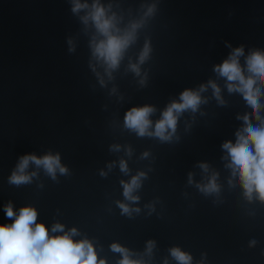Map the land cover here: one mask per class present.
I'll use <instances>...</instances> for the list:
<instances>
[{"label":"water","instance_id":"1","mask_svg":"<svg viewBox=\"0 0 264 264\" xmlns=\"http://www.w3.org/2000/svg\"><path fill=\"white\" fill-rule=\"evenodd\" d=\"M79 2L89 8L73 13V0H0V224L15 219L4 212L8 203L17 214L35 208L50 236L75 229L73 241L88 240L98 264H120L113 244L140 264H180L174 248L191 264H264V202L246 197L223 148L236 143L243 117L253 127L259 122L215 71L243 48L239 64L251 75L248 56L264 55V0H99L121 33L141 24L111 76L93 55V41L103 37L81 19L95 0ZM256 87L264 120V84ZM186 90L201 103L176 114L170 139L126 127V113L147 106L154 133ZM48 154L59 155L67 171L57 169L53 179L30 162L31 182L9 183L22 156ZM139 173L138 199L129 200L123 185ZM213 175L218 191H202ZM56 224L62 232L51 231Z\"/></svg>","mask_w":264,"mask_h":264},{"label":"clouds","instance_id":"2","mask_svg":"<svg viewBox=\"0 0 264 264\" xmlns=\"http://www.w3.org/2000/svg\"><path fill=\"white\" fill-rule=\"evenodd\" d=\"M73 5V13L89 8L88 4H81L79 0H73ZM153 11L154 8L150 7L146 15H151ZM81 19L86 25L91 20L97 32L103 37L99 42L93 41V55L107 66L106 71L111 76L109 70L118 67L124 51L134 42L136 30L141 24L133 23L129 29L121 33V30L116 27V16H108L99 0H95L91 5V11ZM149 51L150 48L146 44L139 58L140 63L147 59ZM241 55H243V48L235 49L229 59L218 65L215 71L222 77H226L230 92L238 91L243 94L252 116L259 122V127H253L248 117H243L244 127L242 132L236 133V143L233 145L231 142H226L223 144V148L228 151L231 157L229 167L233 169V174L239 177L246 197L251 199L252 194L255 193L259 200L264 202V120H261L259 115L261 97L260 90L256 87L258 82L264 84V55L257 51L248 56L247 71L251 75L247 77L239 64L238 58ZM130 67L139 75L137 65ZM210 85L219 99L220 89L213 82H210ZM203 90L204 86L201 87V91ZM180 99L182 102H173L163 112L162 118L155 124L154 133L148 131L152 123L149 120V115L154 111L151 107L132 108L125 115V125L135 130L140 136L155 135L162 140H168L170 136L165 133L167 129L175 131L176 114L186 109L195 111L201 103L199 93L191 90L184 91ZM30 162L37 167L43 166L53 179H55L57 169L61 173L67 171L61 166L59 155L48 154L42 158L25 155L20 158L16 170L9 177V183L20 185L31 182V177L35 173L26 174ZM120 167L122 171L127 172V165L124 161H121ZM201 167L207 170L206 165H201ZM143 175V173H139L129 183L123 185L124 196L127 199H138L132 193L140 186V177ZM215 180L216 177L213 175L210 182L202 187V191L208 193L218 191ZM120 207L124 213L130 212L126 205L120 204ZM4 212L8 218L15 217V219L11 224H0V264H98L96 252L88 240L73 241L72 236L76 235L75 229L64 235L50 236L44 224L36 223L37 211L35 208L24 207L17 214L13 211L12 204L8 203L4 207ZM51 231L53 233L62 232L63 226L56 224ZM112 249L123 254L124 258L120 264H140L139 261L130 260L127 250L119 245L113 244ZM171 254L180 264H191V256L180 249H172ZM99 264H105V261L100 260Z\"/></svg>","mask_w":264,"mask_h":264}]
</instances>
